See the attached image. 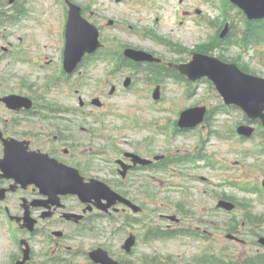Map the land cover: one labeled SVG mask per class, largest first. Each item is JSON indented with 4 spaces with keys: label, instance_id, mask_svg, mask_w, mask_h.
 <instances>
[{
    "label": "rangeland",
    "instance_id": "obj_1",
    "mask_svg": "<svg viewBox=\"0 0 264 264\" xmlns=\"http://www.w3.org/2000/svg\"><path fill=\"white\" fill-rule=\"evenodd\" d=\"M74 1L81 4L86 16L98 24L102 39L116 49L125 46L142 48L172 62L188 59L195 49H209L213 55L237 60L250 72L264 77V43L245 48L235 44L217 46L218 33L226 21L235 25L236 33L241 32L244 23L243 14L237 7H228L227 0ZM17 7L27 13L14 26L0 27V54L8 49L10 56L15 55L18 47L17 53L24 49L27 56L23 59L10 57L0 62V95L10 92L33 94L44 102L74 107L79 106V96H82L86 105L90 106L85 109V121L77 125L80 130L77 132L78 139L73 138L82 146L72 149L71 153L80 154L81 149H85L86 153L88 150L98 152L97 162L101 163L93 168L91 175L105 181L118 182V177L109 169V166L114 167L109 161L115 159V147L151 157L165 154L178 158L184 155L182 157L187 159L181 164H171L167 167L168 171L157 170L144 176L151 182V194L138 189L136 192L145 195H135V198L146 207V223H149L150 216L167 223L161 218L162 214L180 216L178 210L190 207L206 215H214L216 224L221 227L232 217L216 209L221 196H230L239 202L235 215H241L243 206H252L255 213H264V191L248 192L244 189V186L250 189L261 186L264 178V154L258 145L259 140L264 143V134L256 125L258 139L240 140L237 127L246 122L244 113L239 109L224 113L220 109L222 97L211 83L209 85L207 80L197 82L193 84V89L187 91L182 84L167 82L161 86L160 101H154L152 94L156 84L148 82L145 75H136L133 88L123 90L125 76L115 77L111 65L102 62L80 68V74L74 77L75 82H71L66 80L60 69L66 23V6L62 0H0V11H17ZM109 20L114 21V26H109ZM155 36L175 43L174 48L177 47L178 52L159 44L153 39ZM235 41L236 35L232 42ZM76 81L82 84L77 87ZM113 84L117 91L110 95ZM76 90L80 93L77 94ZM95 97H100L102 107L90 104ZM195 105L211 107L213 113H210V119L188 133L173 135L171 129L180 111ZM0 112H4L3 109ZM82 126L90 131L82 133ZM29 127H32L31 124ZM34 131L37 132V129ZM34 139L47 140L42 135ZM47 143L49 146L45 148L50 149L52 143ZM197 153H202L208 160L196 159L192 162V156ZM101 156L106 157L105 162L101 161ZM102 224L108 230L113 227L105 222ZM208 229L213 233L208 243L202 239L190 240L186 236L154 240L148 244L140 239L131 259L134 264H140L137 256L144 254L158 256L162 261L173 264H186L196 262L195 256L203 254L201 250L208 244L211 247L214 244L216 247L212 248L218 252L223 245L233 244L226 241L223 244L219 240L224 238L223 233L211 227ZM129 231L142 236V227H133ZM255 231L264 234L259 228L247 232L245 237L249 243L237 245L232 251L234 257L242 260L256 251H264L255 242L258 238ZM109 233L77 239L70 245L89 249L103 244L117 256H122L121 245L128 233L113 236ZM22 236L5 216L0 215V264H13L14 256L20 252L18 241ZM33 244L37 252L45 251L41 242L35 245L33 241Z\"/></svg>",
    "mask_w": 264,
    "mask_h": 264
},
{
    "label": "water",
    "instance_id": "obj_2",
    "mask_svg": "<svg viewBox=\"0 0 264 264\" xmlns=\"http://www.w3.org/2000/svg\"><path fill=\"white\" fill-rule=\"evenodd\" d=\"M241 7L248 15L249 19H261L264 17V0H232ZM68 27V44L66 50L65 67L68 71L74 70L81 59V55L86 51H93L100 46L98 41V31L95 26L88 23L81 17V8L71 4L70 21ZM228 28L222 33V37L227 33ZM125 54L135 60H158L148 52L135 49H127ZM182 73L187 74L190 79L197 80L207 76L212 80L224 97L227 104L240 106L251 120L260 119L264 125V78L249 74L243 71L236 63L225 62L217 57H212L202 53H194L193 59L187 64L176 65ZM127 82L126 84H128ZM155 98H159V92H155ZM11 107L31 106V101L22 96L11 95L4 98ZM206 107L190 108L182 112L179 124L181 127H194L203 121ZM254 128L249 125L239 127L241 134L251 136ZM135 161L148 163L137 155ZM7 165L11 175L17 176L20 180L28 183L34 182L41 191L51 197L52 202H58L59 194H78L83 201L95 200L96 204L103 208L120 202L133 207L135 211L141 210L130 200L122 197L112 190L102 181L92 179L86 183L79 171L75 168L67 167L57 160L50 158L48 154L40 151H27L25 142L16 140L7 141L6 156L2 162ZM106 199L107 204H102ZM221 206L231 210L234 204L222 201ZM28 226L33 228L34 220L26 217ZM135 238L132 235L125 244V248L130 250ZM264 243V238L261 239ZM28 253V250L26 251ZM91 257L101 264H120L113 260L107 251L99 248L91 252ZM28 258L26 255L24 263Z\"/></svg>",
    "mask_w": 264,
    "mask_h": 264
},
{
    "label": "flooded vegetation",
    "instance_id": "obj_3",
    "mask_svg": "<svg viewBox=\"0 0 264 264\" xmlns=\"http://www.w3.org/2000/svg\"><path fill=\"white\" fill-rule=\"evenodd\" d=\"M0 109H3V111H5V112H0V156L2 155L1 148H2L3 137L9 136V135H13V136H18L19 134L25 135L26 137H29L32 142L36 141V143H35L36 147L35 148L41 149V148L46 146V144L43 145L41 143H37V141L41 142V140H35L34 139V138H38L40 134L29 136L30 130L28 128H25L23 130L18 129V127H17L18 123L13 118L11 110L6 109L4 107V105L1 103H0ZM72 130H74V129H72ZM85 130H87V129H85ZM65 131L56 130L57 133L54 134V137L52 140L53 141L52 147L50 148V153H52L54 156H57L61 159L69 160V157L71 156V153H70L71 149H70L69 144L66 140L68 133H64ZM31 133H33V132L31 131ZM63 143L65 146L64 148L61 147V145ZM125 160L129 161L130 159L126 158ZM2 186L7 187L6 184H1L0 187H2ZM38 195H39L38 192L36 190H34V188H32V187H29L27 189H19L18 188L13 193H7L5 201L3 202V204L8 205V206L9 205H15L16 203H18V197H21L22 199H25L24 197H26V198L32 200V199L38 197ZM76 209L77 208H73V209H71V211H73V212H84V206L82 204H79V208L77 210ZM59 212H60V210H56V214H58ZM32 213L34 216H40L41 211L38 214L37 210L32 209ZM30 264H33V261L30 262Z\"/></svg>",
    "mask_w": 264,
    "mask_h": 264
},
{
    "label": "trees",
    "instance_id": "obj_4",
    "mask_svg": "<svg viewBox=\"0 0 264 264\" xmlns=\"http://www.w3.org/2000/svg\"><path fill=\"white\" fill-rule=\"evenodd\" d=\"M241 37L243 41H250V43L252 44L257 42H264V20L260 22L245 21V29L243 30ZM154 75L156 81H160L164 75V72L162 69H159L157 72H154ZM195 234L198 235V232H196ZM167 235H173V233L170 231H165L164 233L157 234L158 237Z\"/></svg>",
    "mask_w": 264,
    "mask_h": 264
}]
</instances>
